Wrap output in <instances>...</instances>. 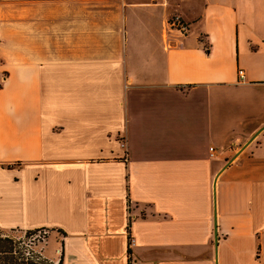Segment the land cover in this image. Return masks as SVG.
<instances>
[{"label": "crops", "instance_id": "0c3cea01", "mask_svg": "<svg viewBox=\"0 0 264 264\" xmlns=\"http://www.w3.org/2000/svg\"><path fill=\"white\" fill-rule=\"evenodd\" d=\"M41 228L62 264H264V0H0V231Z\"/></svg>", "mask_w": 264, "mask_h": 264}, {"label": "trees", "instance_id": "16d2710c", "mask_svg": "<svg viewBox=\"0 0 264 264\" xmlns=\"http://www.w3.org/2000/svg\"><path fill=\"white\" fill-rule=\"evenodd\" d=\"M19 230H9L7 232L0 231V264H62V252L57 263L48 260L40 251H37L34 246L38 242L42 243V239L31 241L27 238L38 231H51L44 228L25 231V238H17L12 235L13 232ZM61 233V232H59ZM36 242V244H35Z\"/></svg>", "mask_w": 264, "mask_h": 264}, {"label": "rangeland", "instance_id": "374dc122", "mask_svg": "<svg viewBox=\"0 0 264 264\" xmlns=\"http://www.w3.org/2000/svg\"><path fill=\"white\" fill-rule=\"evenodd\" d=\"M13 236L17 237V238H25V231H15L12 233ZM47 235L46 238L42 239V243L38 242V244H36V246H34V248L37 251H40L43 256L45 258H47L48 260H51L54 263H57V261L53 260V254H54V250H55V246L56 243L57 245H59V241L61 239V235L58 232H52V231H38L33 235L28 236L27 238H29L31 241L34 240H38L39 238L43 237ZM57 257H60V254H57Z\"/></svg>", "mask_w": 264, "mask_h": 264}, {"label": "built area", "instance_id": "2783aa9c", "mask_svg": "<svg viewBox=\"0 0 264 264\" xmlns=\"http://www.w3.org/2000/svg\"><path fill=\"white\" fill-rule=\"evenodd\" d=\"M172 25L174 26V27H176L180 32H182V33H184V32H186L187 31V27H186V25L184 24V23H182L181 22V20L178 18V17H176V18H174L173 20H172ZM238 76H239V78H242L243 77V72H242V70H238ZM209 151L211 152L210 153V156H213V148H209Z\"/></svg>", "mask_w": 264, "mask_h": 264}, {"label": "water", "instance_id": "95a60500", "mask_svg": "<svg viewBox=\"0 0 264 264\" xmlns=\"http://www.w3.org/2000/svg\"><path fill=\"white\" fill-rule=\"evenodd\" d=\"M257 134H255L253 137H255Z\"/></svg>", "mask_w": 264, "mask_h": 264}]
</instances>
